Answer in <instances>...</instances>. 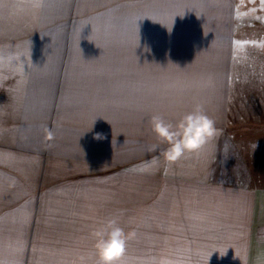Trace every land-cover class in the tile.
I'll return each instance as SVG.
<instances>
[{
	"label": "rangeland",
	"instance_id": "374dc122",
	"mask_svg": "<svg viewBox=\"0 0 264 264\" xmlns=\"http://www.w3.org/2000/svg\"><path fill=\"white\" fill-rule=\"evenodd\" d=\"M215 1L208 13L222 15L208 17L237 30L232 64L210 63L207 53L187 64L213 87L227 85L230 69L232 127L215 166L225 181L237 173L232 180L262 194L248 221L219 225L185 203H225L230 193L160 191L155 209L150 176L135 172L152 165L151 156L135 160L158 141L146 115L162 106L142 97L137 108V82L147 96L154 71L163 94L170 70L183 66L163 55L149 67L142 52L166 49L135 41L159 39L149 26L206 16L181 0H0V264H99L95 230L113 217L133 233L117 264H264V0ZM178 10L187 15L173 17ZM244 100L251 106L241 109Z\"/></svg>",
	"mask_w": 264,
	"mask_h": 264
},
{
	"label": "crops",
	"instance_id": "0c3cea01",
	"mask_svg": "<svg viewBox=\"0 0 264 264\" xmlns=\"http://www.w3.org/2000/svg\"><path fill=\"white\" fill-rule=\"evenodd\" d=\"M181 2L184 5H191L195 14L206 16L205 18L207 19H205V21H207V23H199L198 20H195V23H186L184 21H182V23L174 22L166 29H162V27L159 26H149L146 28L148 32H159V39H136L135 47L166 49L162 52H157L152 49L150 54L142 52V55L145 56L146 60L149 59L148 62L151 65L149 67H153L157 62L160 63L164 58L163 55L169 60L167 62L170 64L178 63L183 65L181 66V70H170L168 75H171V78L168 77V88L163 94H158L156 92V89L158 88L157 84H159L157 83V80H160V78L155 76L154 71L151 72L150 75L149 72L146 73L145 77L143 75L142 79H145L149 75V77L146 78L147 86L143 88L147 96L141 94L142 89L138 87L140 82H137L135 93L136 105L137 108L138 104H142L141 106L144 107L142 97H148L153 103L161 102V107L150 103V105H154L155 110H157L153 112L159 113L165 118V120L171 121L174 124L179 120L182 114L199 107L201 111L205 112L214 120L217 128V135L209 139L199 149L185 152L175 161H169L163 155V150L168 146L166 142L153 140L151 143L152 148L145 149L143 151L144 156H142V152L140 154L141 157L139 155L135 160L147 161V157L151 156V167L143 166L141 168H135V172L137 176H150L152 208L157 209L158 204H156V198L159 197L160 191L186 193L191 190L205 191L206 189L214 188L219 191H226L233 195V197L231 199H226V204L224 203L225 199L223 198L216 199L213 204H208L207 200H204L205 202L203 200H191L185 203L184 208L190 210V213L192 214H200L199 217H205V214H208V210L210 211V216L215 218L214 224L218 225L223 223L246 222L250 216H254L255 206L258 207L259 201H257V197L262 195L260 189L241 185L238 178L232 180L233 175H236L237 173L229 177L230 181H225L224 177H222L224 174H218L217 172V167H219V165L215 166L219 149H222L225 142L224 133L227 128L232 127L229 123L230 119L228 115L229 110L231 109L230 106L232 105L230 102L232 101L231 94L233 89L230 87L231 77H229L231 71L229 69L224 75L227 78V85L225 84L224 87H213L212 84L208 83L209 77L204 73L202 74L200 70L196 72L189 70V64H187L188 58L186 59L187 56H191L195 59L196 63H202L201 56L207 53L209 54L208 56L211 57L210 63L231 65L233 61L230 57L232 51L231 46L232 44H235L237 37L235 32L237 30L233 27L231 21H229V25H224L227 24L224 23L225 20L216 24L215 22H212L210 17H208L210 14L222 15L221 13H208L209 7L215 9L218 6L215 0H194V3L192 0H181ZM233 2L234 0H232L231 5H234L232 4ZM196 7L204 8V11H199L200 9ZM174 12H171V14H174L173 17L175 18L177 16L185 17V15H187L179 10ZM141 30L137 29L135 31L137 32ZM144 30L145 29H143V31ZM124 46L134 47L132 43L127 42ZM207 49L210 50L207 51ZM218 57L220 59H217ZM176 76H180L179 81H177ZM172 81L174 82L172 83ZM208 85L211 87H208ZM161 96H163V98ZM164 97L166 98L164 99ZM262 100L264 101V98ZM242 103L243 104H239L241 109L244 108L243 106L245 104L251 106L249 100L247 102L244 100ZM151 115L152 113H147L146 115L150 127L151 124L149 118ZM130 160L134 161L132 156H130ZM232 172H234V170H232ZM213 176L217 177L220 181L216 182ZM226 183L228 184L224 185ZM186 185H189L190 188H186ZM171 204L172 202L169 201V206ZM143 205L144 204L137 203L136 207ZM262 205H264V203H261L260 207H262ZM251 208L252 213L249 212ZM186 213L189 212L186 211ZM198 221L202 222L201 220ZM138 238L144 239L145 236L141 235ZM137 250H139V254L141 253L142 256L147 255V252H145L146 250H143L142 247H137ZM154 250L155 251L150 253L156 254V249Z\"/></svg>",
	"mask_w": 264,
	"mask_h": 264
},
{
	"label": "clouds",
	"instance_id": "9594fccd",
	"mask_svg": "<svg viewBox=\"0 0 264 264\" xmlns=\"http://www.w3.org/2000/svg\"><path fill=\"white\" fill-rule=\"evenodd\" d=\"M42 0H37L34 6L40 7ZM153 132L160 142H166L164 157L169 161L179 159L185 152L195 151L209 139L217 135L214 120L199 107L182 114L174 124L159 113L150 116ZM99 138L101 134L97 133ZM94 249L99 264H117L126 251L127 240L133 233H125L119 225L118 218L108 219L95 230Z\"/></svg>",
	"mask_w": 264,
	"mask_h": 264
}]
</instances>
